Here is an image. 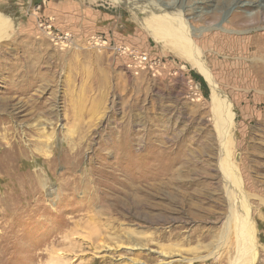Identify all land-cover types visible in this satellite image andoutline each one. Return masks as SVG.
<instances>
[{"label":"rangeland","instance_id":"obj_1","mask_svg":"<svg viewBox=\"0 0 264 264\" xmlns=\"http://www.w3.org/2000/svg\"><path fill=\"white\" fill-rule=\"evenodd\" d=\"M234 1L0 0L12 25L0 33V264H160L161 252L174 264H226L236 247L235 234L224 242L227 191L239 192L225 187L211 88L148 36L141 8L175 5L199 31L213 27L208 35L225 31ZM51 18L77 46H54L42 27ZM95 36L148 53L163 63L160 75H133L127 58L89 47ZM37 72L51 80L46 89ZM218 81L236 102L229 160L247 199L234 206L247 203L254 264H264V95ZM47 98L57 102L50 112ZM168 232L173 239H156ZM131 236L149 250H130Z\"/></svg>","mask_w":264,"mask_h":264},{"label":"bare ground","instance_id":"obj_2","mask_svg":"<svg viewBox=\"0 0 264 264\" xmlns=\"http://www.w3.org/2000/svg\"><path fill=\"white\" fill-rule=\"evenodd\" d=\"M109 1L117 4L123 2V0ZM235 1H238L236 3V10L233 9V12L225 20L227 24L224 26V32L219 31L207 35L206 31H211L213 27H210L209 30L204 29L199 31L196 27L192 26L190 22L191 17H187L186 14L188 12L179 13L175 5L173 9L170 8L171 10H167V8L163 9L162 6H158L157 4L141 8V11L146 14V19H143L144 21L141 22V26L157 45L170 51L175 56L188 61L190 67L204 77L211 88V111L214 114L215 128L221 139L222 154L220 168L226 181L225 187L228 190L230 186L235 185L237 188L236 193L239 192V196L235 197L234 192L227 191L230 213L227 223H225L224 242L226 244L230 240L231 233L232 235L235 234L234 240L236 242H233V245H236V247L230 250L232 253L228 255L229 258L227 256V259L224 260L228 261H226V264H254L259 245L256 236L257 232L254 223L249 217L247 203L241 202L247 198L244 196L246 192L243 190L244 184L240 179L239 171L234 167V163L229 160L233 151L232 130L235 127L234 109L236 102L233 101L230 94L228 95L222 90L218 78H224L226 84H230L229 82L231 81V83L235 82L237 86L246 85V88L249 90L264 95V7L251 0ZM11 28V23L0 15L1 35H4L5 32L8 33ZM229 29L238 30L240 34L248 36H236L231 34ZM254 30H260V34L253 32ZM6 37L8 36L6 35ZM0 39H5V36H0ZM3 62H8V58H5ZM24 64L23 62V64L19 63L16 65L15 71L18 74L24 73L22 70ZM215 72L217 73L215 74ZM42 76L39 78L41 82L45 83L42 86L45 89L51 81L45 82L46 78L44 79ZM47 100L50 104L49 112L51 109H56V98H47ZM4 102V105L0 103V106L6 107ZM45 108L47 110L46 104ZM54 112L57 111L54 110ZM52 115L50 117L55 120L60 117V114L54 113V116ZM174 173H171L170 184L175 177ZM240 199V205L235 207V201L237 200L238 203ZM173 233L161 234L156 239L163 241L167 237L166 235H169V238L173 239L175 234ZM129 238L132 239L129 245L130 250L140 252L149 250L148 240L134 239L132 236ZM104 248H106L105 250H111L107 246ZM216 255L214 254L213 256ZM213 256L210 257L212 258ZM231 256L233 257L231 258ZM159 257L161 258L160 264H174L175 262L167 252L159 253ZM208 259L203 260V262ZM131 264L142 263L132 261Z\"/></svg>","mask_w":264,"mask_h":264},{"label":"built area","instance_id":"obj_3","mask_svg":"<svg viewBox=\"0 0 264 264\" xmlns=\"http://www.w3.org/2000/svg\"><path fill=\"white\" fill-rule=\"evenodd\" d=\"M53 21H56L51 18L50 22H45L42 24V27L46 30V34L50 37L51 41L54 43V46L61 51H64L66 48L69 47H75L77 46L76 39L72 35V33H56ZM88 45L91 49L101 48V49H110V51L116 55L118 58H127V69L133 73V75L138 76L142 71L147 70L149 72V75H160L161 73V67L163 66V63L159 61L158 59H152L150 55L146 52H141L137 49H131L127 46H109L108 40L105 39L103 36H95L90 38ZM98 50V49H97ZM190 88L194 89V87L191 85ZM195 91V89H194ZM196 93V91L194 92ZM194 94L188 96V99H190ZM200 96V95H199ZM197 97V95H196ZM197 99L198 101L201 100L200 98H191L192 101H195Z\"/></svg>","mask_w":264,"mask_h":264},{"label":"crops","instance_id":"obj_4","mask_svg":"<svg viewBox=\"0 0 264 264\" xmlns=\"http://www.w3.org/2000/svg\"><path fill=\"white\" fill-rule=\"evenodd\" d=\"M31 26H33V24L32 23H29ZM24 25H22V24H20V27H23ZM107 40H109V38H107ZM151 57V56H150ZM152 58V57H151ZM152 59H155V58H152ZM126 65V64H125ZM10 66V65H9ZM40 66V65H39ZM12 68H14V67H12ZM36 69V67L35 66H33L32 67V70H35ZM15 74L14 73H11V76H14ZM37 75H39V77H41L42 75H44L43 77H44V79H45V82H47V81H51V80H48V78H47V74L46 73H38L37 72ZM10 76V77H11ZM157 79V78H156ZM47 87H45V89H46Z\"/></svg>","mask_w":264,"mask_h":264},{"label":"water","instance_id":"obj_5","mask_svg":"<svg viewBox=\"0 0 264 264\" xmlns=\"http://www.w3.org/2000/svg\"><path fill=\"white\" fill-rule=\"evenodd\" d=\"M197 88H198V86H197Z\"/></svg>","mask_w":264,"mask_h":264}]
</instances>
